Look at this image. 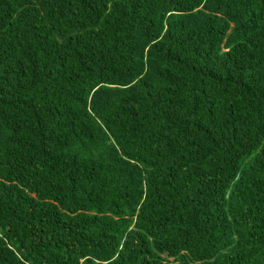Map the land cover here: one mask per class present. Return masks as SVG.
I'll return each mask as SVG.
<instances>
[{"label":"trees","instance_id":"1","mask_svg":"<svg viewBox=\"0 0 264 264\" xmlns=\"http://www.w3.org/2000/svg\"><path fill=\"white\" fill-rule=\"evenodd\" d=\"M0 264H264V0H0Z\"/></svg>","mask_w":264,"mask_h":264}]
</instances>
